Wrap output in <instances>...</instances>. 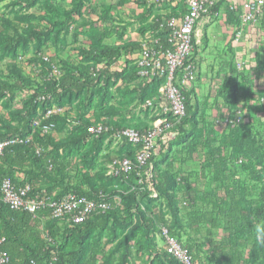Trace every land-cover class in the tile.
<instances>
[{"label":"rangeland","instance_id":"1","mask_svg":"<svg viewBox=\"0 0 264 264\" xmlns=\"http://www.w3.org/2000/svg\"><path fill=\"white\" fill-rule=\"evenodd\" d=\"M22 1L0 0V36L12 41L11 47L0 46V80L9 81L15 72H20L32 82L33 89L44 86L45 74L48 76V73L40 63L34 64L38 55H43L49 64L54 65L53 77H59V73L68 67L78 69L79 75L84 77H89L92 69L98 70L90 88L86 87L78 96L61 101L65 117H61L55 129L48 134L56 143H64L58 152L52 151L57 163L62 158L66 160V170L59 172L56 168L55 173L49 175L51 181L62 187L104 190L110 203L117 208L116 216L126 223L125 226L114 227L111 222L108 229L93 231L86 244L84 259L94 255L97 264H102L106 258L110 259V264H117L124 250L123 241L134 233L128 244L132 255L129 264H151L154 257L151 246L157 250L164 249L157 239V230L165 227L193 250L197 264H231L229 248L220 244L227 235V225L213 209L217 206L224 210L230 203L226 196L222 198L223 194L219 195L217 202L213 199L211 191L215 184L210 175L207 178L199 176V158L200 154L223 148L231 175L225 190L228 189L231 196L245 192L242 206L247 212L260 205L262 182L253 181L248 173L255 162L246 155L241 167L233 162L237 155L232 147L233 139L243 132L251 133L256 139L264 138V103L260 102L264 98V58L251 45L236 46L233 42L239 22L231 7H238L242 0H220L217 10L203 18L198 26L193 53L195 75L185 87L193 94L191 103L196 119L194 131H187L190 134L187 143L190 149V143L192 146V141H195L193 146L197 145V149L189 156L185 151L186 142L177 140L154 163L160 172L192 177L190 185L172 187L178 206L176 222L171 220L165 202L154 188L156 197H152L151 182L141 180L139 183L137 177L115 181L107 176L111 158L134 155L131 147L112 136L89 139L85 144L69 139L82 133L86 124L104 122L146 129L160 116V108L149 105L155 87L143 86L133 74L135 49L141 41L155 35L154 26L158 18L163 21L179 19L185 10L183 1L39 0L31 7ZM18 36L24 41H18ZM252 41H255L254 37ZM117 47H123L124 51L111 58L94 53L102 48ZM238 61L244 62L240 71L236 70ZM105 73L110 79L118 77L107 81ZM229 77L236 91V105L228 95H222ZM29 98L28 90L18 91L13 97L0 94L1 133L3 123L13 127L20 125ZM111 109L118 114L110 113ZM234 110L243 112L242 124L228 130L221 124ZM135 191L137 196L130 197L133 194L129 193ZM190 191L199 197L192 206H188L191 199L186 196L191 194ZM136 205L145 215L144 219L153 221L155 232L146 230ZM130 217L132 222L128 224ZM213 219L216 227L211 224ZM47 221L38 225V231L45 240L50 239V247H56L61 244L63 224H48ZM249 222H244L243 234H236L243 257L240 264L248 261L256 238ZM48 228L56 234L53 239L49 237ZM70 243L66 249H70ZM93 250H97V254ZM52 255V263L57 264L55 251Z\"/></svg>","mask_w":264,"mask_h":264},{"label":"trees","instance_id":"2","mask_svg":"<svg viewBox=\"0 0 264 264\" xmlns=\"http://www.w3.org/2000/svg\"><path fill=\"white\" fill-rule=\"evenodd\" d=\"M38 1L39 0H24L22 2L25 3L28 7H31L38 3ZM217 8L218 5L215 6L213 12H215ZM185 13L186 8L182 15H184ZM162 21V18L157 19L154 26L156 32L154 36L163 37L165 34H167L168 30L160 29ZM17 40L24 41V38L18 36ZM25 41H27V39H25ZM11 44V39L0 36V46L11 47ZM138 46L139 44L137 45V48ZM123 51V47L102 48L99 50H95L94 53H97L102 57L111 58L117 55L119 52ZM33 62L35 65H38L40 63L43 68H45V73H48V76L47 74H45L46 83L44 86H36L37 88L33 89L32 82L30 80H26V78H24L20 72H15V74L12 75L9 81L0 80L1 95H8L10 97H13L14 94L18 91L24 90H28V92L32 93L29 98V103L23 111L24 116L21 120L20 125L18 127H13L8 125L7 123L2 124L3 132L1 133L0 130V141L9 138L24 139L26 137H31V140L28 143L16 144L5 149L3 157L0 159V182L5 178H9L16 187L29 185L30 196H36L40 200L49 198L52 201H59L69 193L76 194L77 196L84 197L88 200H98L101 196L100 194L106 196V194L104 193L105 191L101 189L83 190L81 188H74L72 186L62 187L61 185H56L53 181H51L49 175L55 173L54 171L56 170V168H58L59 172H64L66 170L64 168L66 160L62 158L61 161L57 163L55 157H53L52 152H58L59 149H61L60 147L63 146L64 143H56L50 136L42 134L41 132L33 128V120L37 117L38 110H44L45 108L52 106L62 107L61 101L64 98L78 96L82 92V90L86 89V87L90 88L94 82L95 77L91 73H89V77L81 76L79 75L78 69L72 67L65 68L64 71L62 70V73L59 77H53L52 73L54 65L49 64L48 60L45 61L38 57ZM133 74L136 78L135 68H133ZM105 76L107 78V81L116 79L118 77L117 75V77L114 76L113 79H110L108 73H105ZM230 82L231 77H229V79L227 80L222 95H228L229 100L236 105V91L234 86L232 85V82ZM143 86L153 88L155 87L156 91H158L157 89L160 88L161 81L155 80L151 84H143ZM156 91L152 99L157 96ZM180 92L185 98L186 116L184 120L176 126L175 131L177 133V136L174 138V140L163 149L158 157H155L151 160L153 166L152 183L154 189L156 190L158 196L165 202L167 210L170 214V218L171 220H173V222H176L177 220L178 206L175 201L174 195L171 192L172 187L178 185H190V182H192L193 180L191 176H174L168 171L160 172L158 168L154 166V163L164 153V150L171 144H174L177 140L183 143L186 142L185 144H187V149L185 151L188 152L189 156L191 155V153H193L194 150L197 149V145L195 147L193 146V142L195 143V141H192V146L190 143V149L188 148L187 143V141L189 140L188 137L190 135L189 133H187V131H194L196 127V119L195 115L193 114L194 106L191 103V96L193 94L190 91H187L185 87L181 88ZM41 96L45 97L46 101L42 103L37 102V98ZM49 96L51 98V101L47 100V97ZM234 112L235 110L233 111V113ZM110 113L118 114V112L114 111L113 109L110 110ZM61 117H65V115L54 116L52 117L50 122L56 124L61 119ZM95 124L108 125L115 130L134 128L138 131H144L149 128L147 127L146 129H143L140 127H123L121 125H112L110 123L104 122ZM90 126L91 124H86L82 133L71 137V139L69 140H75L77 144H85L89 141V139H93L89 136L88 133V128ZM185 133H187V135H185ZM108 136H112V134H109ZM103 137H100L96 140H100ZM233 140L235 142L233 143L232 141V147L234 149V152L237 154L235 155V158L233 160L234 164H236L237 167H241V165L243 164L244 155L255 162V165L251 169H249L248 173L249 177L253 181L262 182L263 189L260 205H256L254 209L247 212L242 206L245 192H243V194H234L233 196H231L230 191L228 189L225 190V187L228 186L227 182L231 175L227 169V158L224 155L223 148L212 149L204 155L200 154L199 176L207 178V176L210 175V179L215 184L214 189L211 191V195L213 194L212 197L216 202L219 200V195L221 196L222 194V198L226 196V199L229 200L230 204L224 210H222V207L217 206H214L215 208L213 207V209L217 210L218 214L222 216V220L225 221V224L227 225V235L220 244L221 246H223V248H229V252H231L232 254L231 264H240L243 258L242 252L240 251V244L237 243L236 234H243V228L245 227L243 224L245 221H250L249 223L256 233V238L253 243L252 250L249 253L248 261L246 262V264H264V138L256 139L255 136H253L251 133L243 132L240 136ZM125 145L131 147V145L127 143H125ZM97 146L98 144L96 145L95 149L97 148ZM131 148L135 151L133 147ZM37 149H42L43 153L41 155H37ZM122 157L133 158L134 155H121L120 157L114 158ZM114 158H111V160ZM239 160L242 161L241 164H237ZM16 175H23L22 183H18L15 180ZM130 177L136 176L133 173L130 175ZM122 179L124 178H118L114 180L117 181ZM55 187H57V191H54ZM137 193L138 192L135 191L129 194H133L130 195V197H134L137 196ZM140 194H143V192ZM111 207L112 208L110 209V211L105 215H95L83 224L72 225L65 221H54L49 219L50 213L47 208H42L33 215L27 212L11 211L0 200V239H4L1 250L9 255L10 260L8 264H54L51 261L54 251L56 253L54 260L57 262V264H97L98 260L94 255L89 259H84V255L87 251L86 244L91 233L95 230L103 231L108 229V226L111 222L113 223L114 227H121L125 226L126 224L118 219V217L116 216L117 208H114V205H112V203ZM135 208H137V210L140 212L139 214L143 218L146 230L149 233L155 232L156 229L153 221L150 219H144L145 215L139 210V207L136 205ZM44 220H48V224H63L64 230L60 238L61 244L56 247H50L48 244V241H50V239L45 240L38 231V225ZM128 221V224H130L132 222V218L130 217ZM211 224L214 227L217 226L214 219L212 220ZM168 231L170 235L176 238L193 257V250L186 244L182 243L176 237V235L173 234V232H171L170 230ZM157 232H159V229L157 230ZM55 235L56 234L49 229V237L53 239ZM133 237L134 233H131L129 237H127L123 241L124 250L121 254L120 259L117 261V264H129L132 260V255L130 253L128 244L129 241L133 239ZM69 242H71L70 249H66ZM151 251V254H153L154 256L151 264H179L173 259L172 256H170L165 251V249L157 250L155 246H151ZM93 252L94 254H97V250H93ZM193 259L196 263L194 257ZM102 264H110V259L106 258Z\"/></svg>","mask_w":264,"mask_h":264},{"label":"built area","instance_id":"3","mask_svg":"<svg viewBox=\"0 0 264 264\" xmlns=\"http://www.w3.org/2000/svg\"><path fill=\"white\" fill-rule=\"evenodd\" d=\"M173 0H160L161 3ZM186 13L179 19L163 21L160 29L168 30L163 37L152 36L141 41L135 51L134 68L137 80L142 84H151L155 80L161 81L158 95L151 99L149 105L160 108V116L144 130L134 128L117 129L104 124H91L88 128L89 136L99 139L112 134L116 140L125 142L135 149L133 158H114L107 167V176L113 179L128 178L135 174L139 183L141 180L151 182L153 198V168L151 160L158 157L163 149L177 136L175 128L186 116L185 98L180 92L195 75L196 66L193 62L194 48L197 44L198 26L201 20L213 12L220 0H182ZM237 15L239 24L233 34L235 44L251 45L264 58V0H242L238 7H231ZM217 15V14H216ZM247 29L251 30L255 41L248 38ZM41 59H48L38 55ZM244 66L243 61L236 62V70ZM98 70L92 69L95 77ZM61 73H59L60 76ZM54 76V74H53ZM30 96H31V92ZM47 100L51 101L50 96ZM45 97L37 98V102H44ZM264 103V98L260 100ZM33 120V128L42 134H50L56 124L50 122L52 117L64 115L62 107H47L38 110ZM243 112L237 110L232 116L222 122V127L231 130L242 124ZM31 137L24 139L9 138L0 141V159L6 148L22 143H28ZM37 155L43 153L37 149ZM241 160L237 164H241ZM98 200H88L76 194L69 193L59 201L49 198L39 199L30 196V186L16 187L11 179L5 178L0 182V200L11 211L36 214L42 208L49 210L51 220L65 221L72 225H80L95 215H105L110 211L109 199L100 194ZM157 239L161 241L165 251L179 264H196L192 255L173 236L167 228H159ZM4 239H0V264L9 263V255L1 250Z\"/></svg>","mask_w":264,"mask_h":264},{"label":"crops","instance_id":"4","mask_svg":"<svg viewBox=\"0 0 264 264\" xmlns=\"http://www.w3.org/2000/svg\"><path fill=\"white\" fill-rule=\"evenodd\" d=\"M247 34H248V38L249 39H252V37H253V35H252V32H251V30H249V29H247ZM235 44V43H234ZM236 46H239V45H243V44H235ZM244 52V51H243ZM247 52V51H246ZM260 56H261V58L263 59V56L260 54ZM22 179H23V175H16L15 176V180L18 182V183H22ZM190 193L191 194H189V196L188 195H186L187 197H189L190 199H191V202H190V204H188V206H192V205H194L195 204V202L197 201V199L196 198H199L198 196L196 197V196H194L193 194H192V191H190ZM196 200V201H195ZM191 224H193V223H191ZM191 231H193V230H191Z\"/></svg>","mask_w":264,"mask_h":264}]
</instances>
